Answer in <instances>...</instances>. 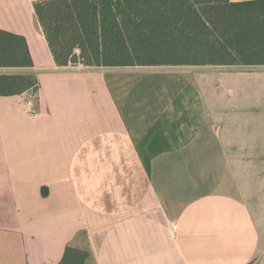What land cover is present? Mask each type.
I'll list each match as a JSON object with an SVG mask.
<instances>
[{
    "label": "crops",
    "instance_id": "obj_1",
    "mask_svg": "<svg viewBox=\"0 0 264 264\" xmlns=\"http://www.w3.org/2000/svg\"><path fill=\"white\" fill-rule=\"evenodd\" d=\"M36 1L0 0L33 59L0 73L37 78L0 95V264L68 247L85 264H264V66L60 65Z\"/></svg>",
    "mask_w": 264,
    "mask_h": 264
},
{
    "label": "trees",
    "instance_id": "obj_2",
    "mask_svg": "<svg viewBox=\"0 0 264 264\" xmlns=\"http://www.w3.org/2000/svg\"><path fill=\"white\" fill-rule=\"evenodd\" d=\"M34 7L60 65L77 62L79 50L88 66H264V0H38ZM31 66L26 38L0 29V67ZM36 86L32 73H0V95ZM88 257L68 247L59 264Z\"/></svg>",
    "mask_w": 264,
    "mask_h": 264
},
{
    "label": "rangeland",
    "instance_id": "obj_3",
    "mask_svg": "<svg viewBox=\"0 0 264 264\" xmlns=\"http://www.w3.org/2000/svg\"><path fill=\"white\" fill-rule=\"evenodd\" d=\"M76 54L80 57V51L79 50H77L76 51ZM75 58V60H77V62H72V63H75V65H79V66H81L82 68L86 65L84 62V60L83 59H81V57L80 58ZM74 60V59H73ZM136 66H149V67H152V66H150V65H136ZM166 66H175V65H160L159 67H166ZM178 66H187V65H178ZM195 66V65H194ZM250 264H260L258 261H253V262H251Z\"/></svg>",
    "mask_w": 264,
    "mask_h": 264
},
{
    "label": "built area",
    "instance_id": "obj_4",
    "mask_svg": "<svg viewBox=\"0 0 264 264\" xmlns=\"http://www.w3.org/2000/svg\"><path fill=\"white\" fill-rule=\"evenodd\" d=\"M29 115L31 116V117H33V118H35V117H37L38 115H39V113L36 111V110H30L29 111ZM177 227H178V225L177 224H174L173 225V229L174 230H177Z\"/></svg>",
    "mask_w": 264,
    "mask_h": 264
},
{
    "label": "water",
    "instance_id": "obj_5",
    "mask_svg": "<svg viewBox=\"0 0 264 264\" xmlns=\"http://www.w3.org/2000/svg\"><path fill=\"white\" fill-rule=\"evenodd\" d=\"M47 191H48V188L47 187H44L43 188V194L46 195L47 194Z\"/></svg>",
    "mask_w": 264,
    "mask_h": 264
}]
</instances>
